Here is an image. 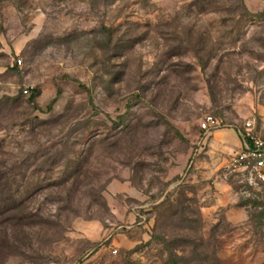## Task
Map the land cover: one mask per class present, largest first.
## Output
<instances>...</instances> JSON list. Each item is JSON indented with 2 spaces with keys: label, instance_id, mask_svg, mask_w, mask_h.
I'll list each match as a JSON object with an SVG mask.
<instances>
[{
  "label": "rangeland",
  "instance_id": "rangeland-1",
  "mask_svg": "<svg viewBox=\"0 0 264 264\" xmlns=\"http://www.w3.org/2000/svg\"><path fill=\"white\" fill-rule=\"evenodd\" d=\"M247 122L264 0H0V264H264Z\"/></svg>",
  "mask_w": 264,
  "mask_h": 264
},
{
  "label": "built area",
  "instance_id": "built-area-1",
  "mask_svg": "<svg viewBox=\"0 0 264 264\" xmlns=\"http://www.w3.org/2000/svg\"><path fill=\"white\" fill-rule=\"evenodd\" d=\"M17 63L20 65L21 61ZM27 94V91H24ZM217 125L213 117L206 116L201 124L202 130L215 128ZM236 134L241 147L233 159V166L248 172L257 181H264V136L255 132L252 123L247 122L236 128Z\"/></svg>",
  "mask_w": 264,
  "mask_h": 264
},
{
  "label": "trees",
  "instance_id": "trees-1",
  "mask_svg": "<svg viewBox=\"0 0 264 264\" xmlns=\"http://www.w3.org/2000/svg\"><path fill=\"white\" fill-rule=\"evenodd\" d=\"M36 92L34 91L33 92V96H36ZM6 194L8 195V192H10V188L6 187ZM10 194V193H9ZM10 198H6L4 200L0 199V213L1 212H4V211H9V210H12L13 208H10L12 206V204L10 203Z\"/></svg>",
  "mask_w": 264,
  "mask_h": 264
},
{
  "label": "crops",
  "instance_id": "crops-1",
  "mask_svg": "<svg viewBox=\"0 0 264 264\" xmlns=\"http://www.w3.org/2000/svg\"><path fill=\"white\" fill-rule=\"evenodd\" d=\"M236 146H237V149H238V151H239V149H240V147H241V143H240L239 138H238V140H237Z\"/></svg>",
  "mask_w": 264,
  "mask_h": 264
}]
</instances>
